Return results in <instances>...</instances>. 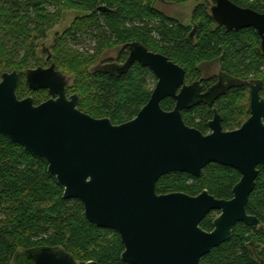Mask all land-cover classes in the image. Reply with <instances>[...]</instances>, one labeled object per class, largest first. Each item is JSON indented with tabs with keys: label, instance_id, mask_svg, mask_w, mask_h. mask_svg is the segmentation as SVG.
<instances>
[{
	"label": "water",
	"instance_id": "95a60500",
	"mask_svg": "<svg viewBox=\"0 0 264 264\" xmlns=\"http://www.w3.org/2000/svg\"><path fill=\"white\" fill-rule=\"evenodd\" d=\"M211 15L227 31L256 30L264 54V13L216 0ZM196 32L197 26L190 39ZM125 48L127 60L105 72L122 77L139 64L157 78L148 103L134 119L115 125L82 112L79 95H68L70 77L52 65L25 71L30 90L49 92L50 98L39 105L32 97L19 99L17 71L3 74L0 135L43 159L48 173L64 188L63 198L79 200L91 224L119 235L125 264H201L204 256L232 238L238 224L264 228L247 212L260 169L264 170L263 84L251 83L250 117L239 129L225 131L214 109L208 123L211 133L205 135L185 123L183 112L202 104L212 107L243 82L222 77L202 93L200 82L187 85L185 69L167 56L140 42ZM166 99L175 101L173 110L163 109ZM210 164L241 174L232 199H217L208 190L197 196L157 193L163 176L201 178ZM212 212L218 216L207 232L201 223ZM12 264L78 263L61 247H38L19 251Z\"/></svg>",
	"mask_w": 264,
	"mask_h": 264
},
{
	"label": "trees",
	"instance_id": "16d2710c",
	"mask_svg": "<svg viewBox=\"0 0 264 264\" xmlns=\"http://www.w3.org/2000/svg\"><path fill=\"white\" fill-rule=\"evenodd\" d=\"M195 1L199 3L193 15L197 32L190 39L192 27L156 9L155 0H0V82L4 73L17 71L22 78L26 70L38 64L36 41L46 38L64 10H78L85 15L57 37L50 62L66 75H77L79 83L72 95H79L82 112L92 117L103 116L115 125L137 116L153 91L148 78L157 82L150 70L139 64L122 77L94 69L106 52L118 46L140 42L184 68L187 79L199 75L203 63L220 58L225 63V72L246 74L231 77L247 80L248 75L263 73L259 34L254 29L228 32L213 20L209 0ZM230 1L264 13V0ZM50 7L57 9L56 14L50 12ZM86 42L93 48L88 49ZM81 45L87 47L86 51L79 50ZM127 56L123 51L120 58L124 60ZM23 85L19 81V99L32 97L36 105L41 104L40 95L45 91L34 92ZM67 89L69 94L68 85ZM247 91L246 86H237L217 103L224 130L240 124L236 105ZM174 105L173 99L162 102L166 111L173 110ZM247 115L250 116L249 111ZM183 118L188 126L206 135L213 118L212 108L204 104L196 106L184 111ZM240 179L237 170L210 164L201 178L180 173L163 176L157 184V193L197 196L208 190L217 199L230 200ZM63 195L64 188L48 173L43 159L0 135V264H12L19 251L38 247H61L78 264L90 261L125 264L121 260L125 248L119 235L91 224L85 217L83 204L75 199L65 200ZM247 212L264 225L263 169ZM216 217L215 212L209 214L201 228L211 232ZM201 264H264V228L238 224L232 238L204 256Z\"/></svg>",
	"mask_w": 264,
	"mask_h": 264
},
{
	"label": "rangeland",
	"instance_id": "374dc122",
	"mask_svg": "<svg viewBox=\"0 0 264 264\" xmlns=\"http://www.w3.org/2000/svg\"><path fill=\"white\" fill-rule=\"evenodd\" d=\"M199 3H197L195 0H186L185 2L182 3H167L162 0H155L154 5L156 9L161 11L163 14H165L167 17L177 20L179 23L183 24L184 26L187 27H194V22H193V15L196 7L198 6ZM214 4V0H209L208 5L212 6ZM51 13L56 14L57 9L54 7L48 8ZM210 10V9H209ZM60 18L58 19L57 23L52 27L50 31H48L46 38L44 39H38L36 41V58L38 60V64L35 65L33 64L31 69H36L37 67H49L52 62H47V57H48V52L51 54L53 46L55 44V41L58 36L63 35L72 25V23L79 17H83L85 13L80 12L78 10H64L60 14ZM86 46L88 49H92L93 45L90 44L89 42H86ZM85 45L79 46V50L81 51H86ZM121 47L118 46L108 52L105 53L104 59L109 60V59H118L121 56ZM90 54H93V51L89 52ZM22 54V53H21ZM222 59H217L212 62H207L203 63L200 66V71L199 75L197 76H191L188 77L187 82L190 84L191 82L195 81L197 78L198 79H203L205 81L210 80L211 78L215 77L219 73L221 69L224 67V62L221 61ZM235 75L238 74L239 76H246L245 73H239L232 71ZM68 75V74H67ZM237 75V76H238ZM70 78V82L68 83V86L70 88V93L68 95H72L74 92L75 85L79 83L78 78L76 77L77 75H68ZM247 78H257V79H262L264 80V71L263 73H260L259 75H248ZM149 79V88L154 89L157 82L155 80H152L150 77ZM22 80V81H21ZM2 81V79H1ZM20 82H22V87L24 86L23 83L25 84V87L28 89V85L26 83L25 75L23 74V77L20 78ZM264 96V92H263ZM40 98L43 99L42 102L47 101L50 98L49 92L45 91L43 92L42 95H40ZM86 100V99H85ZM87 101V100H86ZM236 107L238 108V123H240L238 126L234 125L233 128L227 129L225 131H234L236 129H239L243 123H245L248 119L249 116L247 115V112L250 111V94L247 91L244 93L241 97H239L237 101ZM97 119H102L103 116L99 117H94ZM240 126V127H239ZM211 130L207 132V134H210Z\"/></svg>",
	"mask_w": 264,
	"mask_h": 264
},
{
	"label": "flooded vegetation",
	"instance_id": "af4514ba",
	"mask_svg": "<svg viewBox=\"0 0 264 264\" xmlns=\"http://www.w3.org/2000/svg\"><path fill=\"white\" fill-rule=\"evenodd\" d=\"M163 1V0H162ZM216 1V0H215ZM215 1H214V3H215ZM165 2V1H164ZM214 5V4H213ZM212 5V6H213ZM212 6H211V8H212ZM197 25H196V23L194 22V27L192 28V31H191V33L194 31V29H195V27H196ZM219 26V25H218ZM225 28V27H224ZM226 29V28H225ZM250 29H253V28H250ZM243 30H245V29H243ZM240 31V30H239ZM256 31V30H255ZM228 32H238V31H228ZM257 32V31H256ZM190 33V34H191ZM194 39V38H193ZM260 46H261V37H260ZM122 50H121V54H122V52L124 51L125 53H128V56H129V49L128 48H125V47H123V48H121ZM123 49H125V50H123ZM150 50V49H149ZM151 51V50H150ZM262 51V50H261ZM262 54H263V52H262ZM264 55V54H263ZM128 56L126 57V59H124V60H122L120 57L118 58V59H115V58H113V59H109V60H105L104 59V56H102V58L99 60V62H98V64H96V66L94 67V69H96V70H100V69H103V70H107V68H108V66H112V65H122L126 60H127V58H128ZM51 58H52V54L50 53V52H48V57H47V62H50L51 61ZM52 65H54L55 66V64H53V63H51V65L49 66V67H51ZM136 65V64H135ZM49 67H42V68H49ZM37 68H39V67H37ZM55 68H56V66H55ZM57 70V69H56ZM58 71H60V70H58ZM62 72V71H61ZM151 72V71H150ZM63 73V72H62ZM152 73V72H151ZM65 74V73H64ZM153 74V73H152ZM154 75V74H153ZM155 76V75H154ZM186 76H187V72H186ZM189 76V75H188ZM200 76V75H199ZM231 77V76H236V75H234V74H232V73H229V72H225L223 69H221L220 71H219V73L217 74V75H215V77H213V78H211L210 80H207V81H205V80H203V79H196L195 81H193V82H191L190 84H188V82H187V78H186V84L187 85H191V84H193V83H195V82H200V84H201V86H202V93H206L211 87H213L214 85H216L218 82H220V79L222 78V77H226V78H228V77ZM156 78V77H155ZM231 78H233V79H236V80H238V81H241V82H243V85H241V86H246L247 88H248V92H249V94H250V105H251V83L252 82H255V81H260V82H262V84H263V88H262V91H261V96L264 98V96H263V92H264V82H263V80H261V79H255V78H250V79H247V80H245V79H241V78H234V77H231ZM157 79V78H156ZM235 88V87H234ZM233 89V88H232ZM231 89V90H232ZM230 90V91H231ZM229 91V92H230ZM228 92V93H229ZM226 96V95H225ZM225 96H222L215 104H214V106H212L211 108H212V112H213V118H214V109H217L218 110V107H217V103L223 98V97H225ZM199 106V105H198ZM208 106V105H207ZM174 107H175V105H174ZM210 107V106H209ZM195 108V107H194ZM219 111V110H218ZM250 112V111H249ZM220 113V112H219ZM221 115V114H220ZM222 116V115H221ZM250 117V116H249ZM212 118V119H213ZM222 120H223V118H222ZM211 121V120H210ZM222 124H223V121H222ZM242 126V125H241ZM224 128V127H223ZM216 215L218 216V213H216Z\"/></svg>",
	"mask_w": 264,
	"mask_h": 264
}]
</instances>
